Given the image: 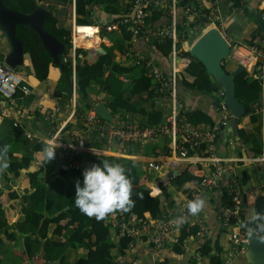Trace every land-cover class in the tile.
Here are the masks:
<instances>
[{"label": "crops", "instance_id": "crops-1", "mask_svg": "<svg viewBox=\"0 0 264 264\" xmlns=\"http://www.w3.org/2000/svg\"><path fill=\"white\" fill-rule=\"evenodd\" d=\"M35 1L36 8L43 7L47 9L57 19L56 27L58 30H67L72 33L75 26H83L82 24L85 23L102 27L101 34L95 36L93 41H89L86 49H81L87 51L88 54L86 57L82 55H79V57L87 60L89 64H95V61H98L101 55L107 53L106 48H111L120 39L121 33H109L103 28L104 25L129 11L128 2L125 3L124 0H120V3L117 2L118 0H106L107 2L104 3L97 1L87 8V14L85 15L77 13L76 0H67L66 2L44 0L40 5L37 3L39 0ZM245 1L246 3L242 5L241 0L240 7H236L234 0H220V5L226 14L225 31L230 35L233 43L239 42L244 46L246 44L242 42L250 40L259 29L263 32L255 16L257 14L264 15V0ZM203 2L202 10H209L211 8V0H203ZM183 5L189 6V3H183ZM242 6L245 10L243 13L240 9ZM110 7L116 9V14L110 12V9H108ZM165 11L163 9L153 13V15L156 14L160 17L155 26H161L164 23ZM104 33L106 34L104 35ZM147 37L149 38L148 40L146 39ZM197 37L193 40H196ZM139 40L141 41L137 42V49L154 57L169 74L171 71L169 56L164 57L156 48V42L151 39L150 33H147L145 38ZM263 48L264 42L261 49ZM249 49L255 50L252 47H249ZM11 51L12 47L6 35L0 31L1 65L8 66L6 59ZM67 56L68 60L65 62L64 59ZM76 58L77 52L74 53L72 46L68 49L67 45L66 52L61 56V63L67 64L72 61L73 72L71 77L66 78L64 76L62 64L61 67L58 65H56L57 67L52 66L49 78L41 82L35 77L30 56L25 54L24 63L21 66L22 70L20 72L14 71L21 79V84H27L25 87L30 89V93L26 95L23 91H19L16 94L14 106L9 109L8 116L4 113V108L2 107L4 106V101H2L0 95V148L5 144L10 145V150L7 154L8 162L23 165L19 176H16L10 167L0 174V200L5 201L3 217L8 222V228L3 229L1 233L3 242L0 244V259L7 261L8 264H37V256L33 259L24 257L25 237L27 236L16 232V225L21 223L26 217L24 209L29 204V197L36 191L30 181V175L32 174L38 173L36 180L45 187H49L52 182L61 177L67 184L73 185L77 182L76 174L79 166L85 165L89 155L111 156L119 160H128L142 176L146 189L150 191V196L161 201V208L164 211L163 216L172 213L176 218H181L182 211L186 209V204L190 200L192 192L211 171V161L207 157L204 162L197 160L195 157L186 161L177 158L173 154L175 143L170 135L152 141L142 140L130 144H120L101 134L99 123L91 125L87 118L94 113L95 107L99 104L106 105L112 113L108 106L112 101V97L103 92L96 83L92 84L87 98L79 94L75 71ZM131 59V56L118 53L116 62L128 67L133 65ZM225 61L224 66L231 74L240 66L236 60H234L235 62L233 61L234 66L231 67L226 65L227 62ZM246 72L248 73V78L255 80L254 73ZM183 77L184 75H182V80L178 85V94L181 103L185 107L186 114L202 111L212 118L214 124L211 126L206 124L197 125L213 129L217 128L219 155L232 163L234 167L232 179L225 180L218 190L205 192L203 198L206 200V207L202 212L194 216L197 221L204 222L208 239L203 238L205 239L203 240L198 236L201 228L198 227L196 221H192L191 224H182L183 226L178 227L172 233L171 241L164 249L152 250L148 245L149 243H138L134 249H128L126 251L128 256H125L121 253L122 239L119 238L116 228L110 225L113 235L109 236L108 243L115 246L113 251L115 264H151L155 261L161 264H212L211 256L214 253L209 256H204L201 253V249L206 243L217 244L222 249L220 254L221 264H226L229 258L231 261L228 264H250L247 253L232 257L234 253H238V246L232 242V237L246 235L245 231L239 228V222L250 218L248 214L249 208H253L256 211L257 200L264 196V160H262L264 158V88L262 86L260 99L253 105V112L243 117L239 126V131L244 129L246 132L258 136L259 142L263 146V153L261 156L255 157L250 151V146L244 144L243 140L238 142L232 133L229 134L227 140L220 135L219 126L223 120L222 118L226 116L228 117L227 120H229L232 117L229 111L225 113L215 107L213 97L219 96L224 101V96L221 97L223 91L219 94H213L186 88L183 84ZM124 79L125 77H121V80L127 83L128 80ZM151 90L153 98L149 99L147 103H143V108H147L151 112H160L163 120H165L170 113L169 102H165L161 109L153 108L152 104L155 98L153 86ZM147 95L146 92L142 97L146 98ZM138 99L133 97L132 100L135 102ZM217 103L221 102L218 101ZM257 108L259 111H257ZM255 117L259 118L257 123L252 122V118ZM143 120V115L122 112L113 115V121L108 123L113 125L142 126ZM46 145L56 147L55 164L52 163L53 160L51 162L46 161L42 154V149ZM244 151L248 154L246 158L240 156V152ZM205 156V154L200 153L197 157L202 158ZM59 162L60 165H58ZM251 162L255 164L258 171H255V169L243 171L237 176V165ZM174 163L177 164L176 167H172ZM154 164L157 165V168H153ZM172 171H177L178 176L170 179L169 174ZM185 172L198 177L201 182L199 184L188 182L179 185V178ZM62 173H66V176H63ZM155 188L158 189V192H156ZM233 189L242 193L244 202L239 213L234 215L235 218H232L231 222L224 226L222 212L224 208L231 206V196L227 193ZM9 193L15 197H10ZM112 215L108 220L111 219ZM145 219H153V217L150 213H146ZM185 226H187V232H190L193 227L195 229L194 234H191L180 244L178 239ZM55 228L56 225H50L48 237L51 241L60 243L63 237L53 234ZM6 232L15 234L16 240L13 242L8 240L5 236ZM72 233V230L68 231L64 235L65 238ZM176 247H179L182 251L177 253ZM18 253L24 254V256ZM85 254L86 251L83 249L81 251L70 249L62 255V258L64 264H77L81 256H85ZM25 259H28V262H25ZM58 261L61 263V260Z\"/></svg>", "mask_w": 264, "mask_h": 264}, {"label": "trees", "instance_id": "trees-1", "mask_svg": "<svg viewBox=\"0 0 264 264\" xmlns=\"http://www.w3.org/2000/svg\"><path fill=\"white\" fill-rule=\"evenodd\" d=\"M44 1V0H42ZM66 2L67 0H59ZM104 3L106 0H76L77 13L80 15L87 14L86 10L96 2ZM190 0H183V3L188 4ZM6 5L20 13L29 14L36 8L35 0H4ZM120 3V0L117 1ZM127 3L128 8L132 6V0H124ZM241 0H234L236 7H240ZM116 3V1H115ZM112 14H116V9L108 8ZM128 9V10H129ZM160 17L156 14L151 19H148L151 28L155 26L157 20ZM57 19L54 16L47 18L44 21V28L47 32L55 36L58 40L66 43L68 49H70V31L58 30ZM87 25L85 24H82ZM106 33H104L105 35ZM16 35L23 44L24 53L30 56L33 71L35 77L42 81H46L50 75V68L56 66L53 63L52 58L43 48L42 42L39 36L28 26L18 25L16 26ZM132 35L127 32L121 33L120 39L116 41L111 48H106V54L101 55L97 63L89 64L87 60L82 59L79 55L87 56L88 52L79 49L77 51L76 58V78L79 87V94H82L84 98L88 97L89 90L93 83H96L103 92L112 97V101L108 104L113 115L120 113L126 114H138L143 115L144 120L141 125L155 126L162 122L163 117L160 112H151L147 108H143V103H147L149 99L153 98L152 86L153 82L144 69L133 63L130 66H124L116 62L117 54L127 55L132 41ZM264 42V34L259 31L254 34L250 40H246L245 44L249 47L257 50L262 48ZM156 48L163 54L164 57H168L171 54L172 46L170 43H155ZM189 48L191 45L188 46ZM68 52V51H67ZM187 56H190L187 54ZM63 64V74L66 78L71 77L73 72L72 61L67 64ZM224 65V64H223ZM57 67V66H56ZM225 67V66H224ZM229 73V72H228ZM183 84L186 88L195 89L200 92L207 93H220L221 87L212 79L207 73L206 68L197 59L192 58V62L183 73ZM121 77H125L128 82L121 80ZM27 86V84L23 83ZM262 84L258 80H252L248 78V73L244 71L236 78V97L246 108H253L255 102L260 99L262 94ZM19 92V91H18ZM147 92V97L143 98L142 95ZM133 97L139 98L137 101H133ZM189 120L197 124L213 125V120L210 116L202 111H195L188 115ZM100 122L105 123L100 117ZM258 117L252 118L253 123H257ZM239 136L243 140L244 144L250 146V151L255 157H259L263 153V146L259 142L258 136L246 132L244 129L239 131ZM103 160H108L110 163L121 164L127 170L126 174L132 180V199L135 201V207L129 212L117 211L122 214L133 213L138 216L140 220L145 219V214L150 213L153 219L161 218L164 211L161 208V201L158 198L150 196V191L146 189L142 176L137 172L136 168L128 160H119L118 158L111 156L89 155L88 161L85 165H80L76 178L80 181L81 187H83V172L86 168H90L92 165L102 166ZM55 164V160L52 161ZM10 169L16 174L20 175V170L23 167L21 164L9 163ZM37 174L30 175L31 185L36 188L35 193L29 197V204L24 209L25 219L16 225V232L25 237V256L18 253L28 259H33L37 256V264H53L54 262L61 260L60 264H64L62 255L67 251L82 249L86 251L85 256H81L77 264H115L114 263V249L115 246L108 243V238L111 232V224L108 220L111 216H107L106 219L97 221L95 218H89L82 214L75 206V194L76 183L71 185L67 184L63 177L52 182L49 187L43 186L36 180ZM66 176V173H62ZM188 182H194L199 184L201 179L195 177L189 172H185L178 181L179 185L186 184ZM156 192H158V189ZM139 193H143V199L138 197ZM10 194V193H9ZM10 197H15L13 194ZM7 201V200H6ZM4 200H0V244H2V230L8 228V222L3 217L4 213ZM256 211L264 212V196L260 197L256 203ZM56 225L53 232L54 235L63 237L60 243L53 242L49 239V227L50 225ZM187 226L182 230V234L178 239V243L182 244L191 234H194L193 227L190 232H187ZM72 230L73 233L66 237V233ZM5 236L10 241L16 240L15 234H9L6 232ZM129 240L123 238L121 240V253L127 255ZM182 250L176 247V252L179 253ZM201 253L204 256H209L212 253V264H221L220 254L222 249L217 244L211 245L206 243L201 249ZM25 259V262H28ZM0 264L2 261L0 259Z\"/></svg>", "mask_w": 264, "mask_h": 264}, {"label": "built area", "instance_id": "built-area-1", "mask_svg": "<svg viewBox=\"0 0 264 264\" xmlns=\"http://www.w3.org/2000/svg\"><path fill=\"white\" fill-rule=\"evenodd\" d=\"M38 5L43 1H37ZM132 6L123 16L104 25V29L109 33L128 32L132 35L130 49L126 56H131L132 63L144 69L146 75L153 80L154 101L152 107L161 109L165 102H169L170 113L163 122L155 126H138V125H113L105 122L101 123L99 117L93 113L88 116L87 121L92 125L99 123V131L108 139L115 140L120 144H130L142 140H156L163 136L170 135L174 140L173 154L181 160H189L195 157L197 160L204 162L207 158L211 161V171L207 174L201 184L192 192L190 200L196 197H203L207 191H214L221 188L227 179H232L234 167L230 160L220 157L219 155V135L217 128L204 127L191 123L186 114L185 107L181 103L178 94V85L182 80V75L190 63L192 57L190 50L195 40L191 41L193 35L200 36L209 29H218L230 45V55L236 62L244 68L255 74V80L261 82L264 88V48L260 50H251L246 45L236 42L233 43L230 35L225 31V18L220 0H211V8L202 10L203 0H190L189 6H184L182 0H132ZM246 3L242 0V5ZM165 9V21L161 26L151 28L148 19L153 13ZM243 13V6L240 8ZM263 19H264V15ZM90 31H85V30ZM100 25L75 26L70 36V42L74 53L78 49H83L84 41L94 39L95 35L101 34ZM95 30V33L92 32ZM154 42L170 43L172 46L169 55L171 71L168 74L163 67L150 54L143 53L137 49L139 43L146 34ZM149 39L148 37L146 38ZM197 39V38H196ZM191 45L190 48L186 46ZM189 54L190 56H187ZM65 62L68 56L65 57ZM124 80L127 81L125 78ZM18 91H23L26 95L30 89L21 84V79L15 74V71L6 65L0 64V95L4 101V113L8 116L9 109L14 106V98ZM223 92L221 97H223ZM224 105V101H221ZM257 105V104H256ZM257 111L259 109L257 108ZM227 113V110L224 109ZM228 117L224 116L222 123L225 124ZM200 153L205 157L198 158ZM207 157V158H206ZM264 160V158L262 159ZM173 164L172 167H176ZM153 168H157L154 164ZM231 196V206L224 208L222 212L223 225H228L234 215L238 214L241 205L244 202L242 193L229 190ZM181 218L184 220L183 225L191 224L196 221L200 229L198 236L208 239V233L204 227L203 221H197L194 216L187 212V208L182 211ZM177 219L174 214H168L158 219L140 220L136 214L113 213L110 224L118 231L120 239L129 240L128 249H134L136 244L149 243L152 250H161L167 247L171 241L172 233L183 226L172 223ZM205 240V239H203ZM232 242L238 246V253L232 255L247 253L249 250V237L247 235H236L232 237ZM230 258L226 264L230 263ZM151 264H161L155 261Z\"/></svg>", "mask_w": 264, "mask_h": 264}, {"label": "water", "instance_id": "water-1", "mask_svg": "<svg viewBox=\"0 0 264 264\" xmlns=\"http://www.w3.org/2000/svg\"><path fill=\"white\" fill-rule=\"evenodd\" d=\"M51 16L52 13L43 7H37L29 14H23L9 8L4 0H0V31L6 35L12 47V51L6 59V64L13 70L20 72L25 58L23 44L16 35V26L18 25L30 27L39 36L44 49L50 55L54 64L62 66L61 56L67 50V44L58 40L44 28V21ZM255 19L264 34L263 16L257 14ZM230 51V45L222 33L218 29L212 28L197 37L190 50V55L203 64L207 73L223 91L224 105L215 102V107L219 111L225 109L232 114V117L225 124L220 123V135L227 140L229 134L232 133L239 142L241 140L239 137L240 121L243 117L251 114L253 110L252 108H246L236 97V78L244 72V68L239 66L231 74L223 65L224 61L230 56ZM94 113L106 122L113 121L112 113L104 104L97 105ZM58 165H60V162ZM174 176H178L177 171L170 172L169 178L172 179ZM247 258L250 264H264V244L259 243L255 237H249ZM54 264H60V262H54Z\"/></svg>", "mask_w": 264, "mask_h": 264}, {"label": "clouds", "instance_id": "clouds-1", "mask_svg": "<svg viewBox=\"0 0 264 264\" xmlns=\"http://www.w3.org/2000/svg\"><path fill=\"white\" fill-rule=\"evenodd\" d=\"M55 148L44 146L42 154L46 161L51 162L55 159ZM9 150L8 144L0 148V174L9 167L7 159ZM126 172L121 164L110 163L108 160H103L102 166L92 165L86 168L83 172V187L80 181L75 185L76 208L85 216L95 218L97 221L104 220L117 211L125 213L131 211L135 207V201L132 199L133 185ZM138 197L143 199V193H139ZM205 207L206 200L199 196L186 204L187 212L192 216L198 215ZM172 223L180 225L184 220L177 218ZM239 228L243 229L248 237H255L259 243L264 244V212L254 211L250 218L239 222Z\"/></svg>", "mask_w": 264, "mask_h": 264}, {"label": "rangeland", "instance_id": "rangeland-1", "mask_svg": "<svg viewBox=\"0 0 264 264\" xmlns=\"http://www.w3.org/2000/svg\"><path fill=\"white\" fill-rule=\"evenodd\" d=\"M197 35H193L191 38H190V40L191 41H193V39L196 37ZM242 43H245V41L244 42H242ZM233 59H232V57H231V55L226 59V61L225 62H227V64L226 65H228L229 67H231V66H234V63H233ZM235 62V61H234ZM132 64V63H131ZM229 67H227V68H229ZM214 98V100H215V102H221L223 99L222 98H220L219 96H214L213 97ZM240 156L241 157H243V158H246V157H248V154L244 151V152H240ZM238 167L236 168V174H237V176L239 175V174H241L243 171H251L252 169H255V171H258L257 170V168H256V166H255V164H253L252 162L251 163H241V164H238L237 165ZM263 183H264V180H263ZM253 212H254V209L253 208H249V210H248V214H249V217H251V215L253 214ZM112 230V229H111ZM113 235V231H111V235H110V237ZM2 261V264H8V262L7 261H3V260H1Z\"/></svg>", "mask_w": 264, "mask_h": 264}, {"label": "bare ground", "instance_id": "bare-ground-1", "mask_svg": "<svg viewBox=\"0 0 264 264\" xmlns=\"http://www.w3.org/2000/svg\"><path fill=\"white\" fill-rule=\"evenodd\" d=\"M85 31H90V30H85ZM92 32H94L95 33V30H92ZM96 36V35H95ZM95 38V37H94ZM94 39H92V40H90V41H93ZM98 40V39H97ZM89 41H84V43L82 44V46L83 47H87L86 45H87V43H88ZM187 48H189L188 46H186Z\"/></svg>", "mask_w": 264, "mask_h": 264}]
</instances>
